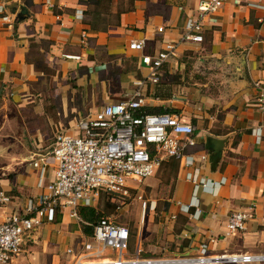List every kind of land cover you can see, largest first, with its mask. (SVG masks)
Returning a JSON list of instances; mask_svg holds the SVG:
<instances>
[{
  "label": "crops",
  "instance_id": "crops-1",
  "mask_svg": "<svg viewBox=\"0 0 264 264\" xmlns=\"http://www.w3.org/2000/svg\"><path fill=\"white\" fill-rule=\"evenodd\" d=\"M198 2L0 0L9 15L4 20L0 14V110L13 105L26 132L18 162L7 165L12 175L0 178V191L10 197L0 203V222L44 192L54 177V141L48 143L36 124L71 122L126 99L134 82L145 80L147 112L176 113L195 126V144L187 149L195 160L183 167L165 157L152 176L131 183L148 206L141 208L136 239L132 243L130 234L124 257L194 255L202 243L209 255L264 253V112L254 87L264 80V9L255 5L264 0H227L203 18L202 41H181ZM134 40H144L148 53L178 42L158 82L147 78L150 71L139 60L144 52L128 47ZM259 125L258 142L252 129ZM194 171L204 185L186 177ZM97 201L78 206L81 220L70 216L71 207L56 208L25 234L8 264H72L67 249L91 240L84 228L92 223L87 219L92 208L98 217L125 226ZM247 209L245 228L229 233V214Z\"/></svg>",
  "mask_w": 264,
  "mask_h": 264
},
{
  "label": "built area",
  "instance_id": "built-area-1",
  "mask_svg": "<svg viewBox=\"0 0 264 264\" xmlns=\"http://www.w3.org/2000/svg\"><path fill=\"white\" fill-rule=\"evenodd\" d=\"M227 0H199L196 17H188L181 41H202L200 33L204 17L218 11ZM264 9V5H257ZM0 14L9 20L4 6L0 4ZM81 16V13H79ZM178 42L170 41L162 50L144 52L145 41H131L128 47L143 51L140 63L150 71L148 80L159 81V71L164 63L175 54ZM137 86L126 99L109 102L95 111L80 117L75 131H60L51 148L54 161V177L39 194L16 213L0 222V264H8L17 255L24 242L25 234L40 226L58 207H71L70 216L80 217L77 208L80 204L90 206L102 194H108L118 202L130 195L132 182L152 176L165 157L179 160L183 167L194 162V156L187 149L195 144V126L182 121L176 113H151L144 109L146 97L141 86L145 80L134 82ZM256 103L264 112V80H256ZM262 125L252 129L259 142ZM205 158V156H202ZM39 166L38 161L33 162ZM44 167L41 166V175ZM186 177L204 185L203 179L195 171ZM142 210L146 201L141 195ZM10 197L0 191V203H7ZM119 208V207H118ZM250 209L238 210L229 214V233L245 228L250 217ZM130 231L101 216L93 225L90 241H85L78 250L68 248L72 264H247L264 262V253H234L209 255L208 244L202 243L194 255H181L172 258L124 257L128 247ZM109 250L115 253L109 255ZM138 250L136 251V254Z\"/></svg>",
  "mask_w": 264,
  "mask_h": 264
},
{
  "label": "rangeland",
  "instance_id": "rangeland-1",
  "mask_svg": "<svg viewBox=\"0 0 264 264\" xmlns=\"http://www.w3.org/2000/svg\"><path fill=\"white\" fill-rule=\"evenodd\" d=\"M13 112H15L13 105H11V107L8 109V112L4 109L0 110V178L12 175V170L7 168V165L13 162H18L19 159L17 160L16 157L25 145L24 135H26V132L24 131V125L19 118L18 122L15 120L17 117L15 118ZM85 113L87 114L89 111ZM83 115L84 114L78 116L82 117ZM78 119L79 118L77 117L76 119L71 120V122H67L62 125H45L38 123L33 128H39L40 132L45 133V139L48 141V143H51L55 140V135H57L60 131H75V124ZM26 126L28 125L26 124ZM12 151L15 153V157L13 156V158L6 154L7 152ZM139 194V190L135 191L131 189L130 195L123 199L122 202H116L105 194L101 195L97 201L98 207L110 208L113 211L115 217L119 218V221L128 227L130 234L132 235L130 240L132 243H134L136 239L137 231L139 230V222L141 223L140 220L143 214L141 213V202L137 198ZM147 206L148 203L146 204V207Z\"/></svg>",
  "mask_w": 264,
  "mask_h": 264
},
{
  "label": "trees",
  "instance_id": "trees-1",
  "mask_svg": "<svg viewBox=\"0 0 264 264\" xmlns=\"http://www.w3.org/2000/svg\"><path fill=\"white\" fill-rule=\"evenodd\" d=\"M103 195V194H102ZM107 195L110 199H111V196L108 195V194H105ZM82 211H83V208H80V212L82 214ZM90 213V215L87 217L88 221L89 222H92L91 225L89 226V229L87 230V228H84V231L86 232V234H88L89 236L91 235L92 236V233H93V225L95 224V222L101 217H98L99 215L96 214L95 212V209H90L88 211ZM90 230V231H89Z\"/></svg>",
  "mask_w": 264,
  "mask_h": 264
}]
</instances>
